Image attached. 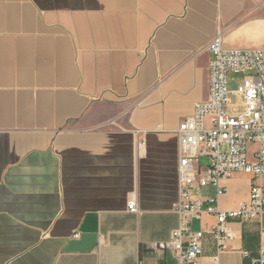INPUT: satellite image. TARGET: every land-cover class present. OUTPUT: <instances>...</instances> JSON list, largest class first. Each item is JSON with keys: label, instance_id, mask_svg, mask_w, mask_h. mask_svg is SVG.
Returning <instances> with one entry per match:
<instances>
[{"label": "crops", "instance_id": "0c3cea01", "mask_svg": "<svg viewBox=\"0 0 264 264\" xmlns=\"http://www.w3.org/2000/svg\"><path fill=\"white\" fill-rule=\"evenodd\" d=\"M218 33L264 46V0H0V264H179L157 248L178 227L175 130L207 97ZM250 185L236 174L220 208ZM215 224L190 222L199 264L264 254V216L229 222L217 261Z\"/></svg>", "mask_w": 264, "mask_h": 264}, {"label": "built area", "instance_id": "2783aa9c", "mask_svg": "<svg viewBox=\"0 0 264 264\" xmlns=\"http://www.w3.org/2000/svg\"><path fill=\"white\" fill-rule=\"evenodd\" d=\"M207 49L213 55L208 68L207 97L194 104L192 114L175 130L178 198L172 212L178 217V227L157 246L160 251H173L179 264H199L202 255L204 233L191 231L192 220L204 216L215 219L209 234L215 241L217 261L233 238L229 222H252L264 216V46L224 49L218 33ZM231 74L244 75L235 80L237 86L233 90L229 88ZM237 95L242 96V101L234 104L231 97ZM137 146L141 148L142 143ZM250 146L255 149L250 150ZM236 174L251 177L249 198L237 208L224 211L219 199ZM127 208L136 213V200L131 199ZM78 237L77 233L73 235ZM251 262L264 264V254Z\"/></svg>", "mask_w": 264, "mask_h": 264}, {"label": "rangeland", "instance_id": "374dc122", "mask_svg": "<svg viewBox=\"0 0 264 264\" xmlns=\"http://www.w3.org/2000/svg\"><path fill=\"white\" fill-rule=\"evenodd\" d=\"M243 74H231L230 75V83H229V88L230 89H236V83L235 80H241L243 78ZM231 101L234 104H239L242 101V96L241 95H237L235 97H231ZM235 111H241V108H236Z\"/></svg>", "mask_w": 264, "mask_h": 264}]
</instances>
